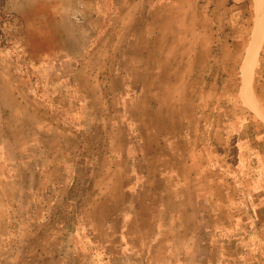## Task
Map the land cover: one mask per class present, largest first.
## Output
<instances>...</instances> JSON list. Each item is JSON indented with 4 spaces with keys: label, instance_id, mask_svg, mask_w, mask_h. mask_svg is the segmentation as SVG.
I'll return each mask as SVG.
<instances>
[{
    "label": "rangeland",
    "instance_id": "rangeland-1",
    "mask_svg": "<svg viewBox=\"0 0 264 264\" xmlns=\"http://www.w3.org/2000/svg\"><path fill=\"white\" fill-rule=\"evenodd\" d=\"M5 2L0 0V52L7 63L1 66L0 72L13 76L11 82L21 100H33L53 115L65 134L77 137L71 169H67L71 192L66 205L57 209L56 206L49 209L52 196L43 191L27 192L37 180L29 173L30 168H25L30 167L26 159L29 153L23 148H17L16 154L11 152L15 157L14 169L9 168V177L4 173L7 171H0V185L4 187L0 200L7 199L9 187L10 198L31 203L32 218L16 224L17 239L10 241V247L15 251L28 248L32 261L37 260L41 251L46 254L57 251L58 260L63 264H88L89 260L81 257L84 251L79 250L86 246L76 244L74 234L95 230L94 226L102 231L105 224L96 223L105 217V206L113 205L114 220L120 216L123 202L130 199L129 203L137 201L139 206L129 207L123 221L127 219L128 222L138 214L139 224L118 223L112 227L117 231L132 228L144 236L142 240H123L124 248H137L141 256L138 261L129 257L121 262L171 264L173 258L180 263L185 259L203 263L207 257L209 264H264V42L252 77L253 103L244 94L243 73L258 29L257 0L183 1L184 9L174 24L179 35L177 42L183 38L184 27L186 31L191 29L190 38L196 39L198 16L202 18L206 14L210 26L220 19V36H224L228 45H234L230 57L225 55L220 59L215 58V53L211 57L205 55L214 58L213 63L206 66L194 60L171 63V57L156 62L157 43V48H152L155 57L149 54L159 29L142 22L131 32L121 31L119 0L112 1L110 18L96 13L103 9L95 8L93 0H64L63 45L43 57L44 48H39V53L35 54L20 46L19 19L5 12ZM142 9L147 13L145 20L148 22L151 9L148 4ZM217 13L219 16L215 19ZM188 15L191 17L187 19ZM41 19L44 20V14ZM126 21L128 18L124 25ZM193 48L171 49L170 46L168 49L170 53L175 50L177 55L182 56L183 52L194 59ZM173 58L183 59L184 56ZM231 59L234 61L229 62ZM207 83L210 87L213 85L216 92L212 97L202 94ZM186 84L192 93V110L183 128L181 121H177L180 112L171 111V102H180L171 96V86L178 92L187 88ZM122 120L131 127V134L138 136V127L143 125L145 131L169 137L171 159L163 152L153 161L134 159L136 156L122 160ZM171 121L175 126L171 127ZM148 140L156 142L152 138ZM158 147L150 143L144 147V152L151 154L155 152L153 148ZM128 151L132 152L130 146ZM170 160L172 168L180 160H197L201 165V180L197 176L196 182L187 185L191 193L185 191L183 185L175 188L177 195L184 199L200 197L209 201L206 224L188 220L186 225L176 226V229L188 227L187 235L196 236L195 239H172L169 233L173 228L171 217L163 218L162 209L156 207L157 202H152L160 198L171 200L163 192L171 183L166 169ZM142 171L153 173L152 180L140 175ZM200 181L202 183H197ZM45 185L48 187L49 183ZM129 186L131 192L127 191ZM211 201H215L216 206L211 205ZM83 216L91 217L85 220L88 227H85ZM44 218L46 223H43ZM106 220H110L109 217ZM90 221L95 225L89 224ZM153 225L166 232L165 239H158V232H151ZM22 232L33 236L30 240H22ZM185 232L181 230L179 235ZM174 250L177 255L173 257ZM49 260L54 263L55 257ZM0 263L14 262L11 257L0 254Z\"/></svg>",
    "mask_w": 264,
    "mask_h": 264
},
{
    "label": "crops",
    "instance_id": "crops-1",
    "mask_svg": "<svg viewBox=\"0 0 264 264\" xmlns=\"http://www.w3.org/2000/svg\"><path fill=\"white\" fill-rule=\"evenodd\" d=\"M112 1L113 0H93L95 8L102 7L103 9L102 12L96 11V13L110 18L112 15ZM183 1L184 0H119L120 5L117 11L122 18L121 20H123L120 23V30L127 33L131 32L135 26L137 29L142 22L144 24L149 23L159 29V31L157 30V35L153 40L155 43L151 45L149 54V56L155 57L152 48H157V45H155L157 43L158 56L155 58V61L158 63H161L165 58L168 59L171 57V63H175L177 60L185 63H188V60H194L195 63L199 62L201 66H206L208 65L207 63H213L214 58L209 59L212 56V53H215V58L220 59H224L225 55H228L229 57L232 56L234 45H228L225 43L224 36H220L219 34L221 33L219 29L221 24L218 23L220 22V19H216V17L219 16V13L214 17L216 23H212L211 26L208 21V15L204 14L201 18L199 14L198 37L196 39L193 38L194 40H192L190 38V34H192L191 29L186 31L187 27H184L185 32L182 33L183 38L180 40L181 42H177L179 35L175 32L174 24L176 22V17L180 16L182 14L181 11L184 9ZM144 4H148V7L151 9L148 10V17H150V19L148 18V22L145 20L147 13H143L142 9ZM151 5L153 6L151 7ZM181 5L183 8H181ZM3 8L5 12L13 14L19 19L21 47L24 46L25 49H29V51L35 54L39 53V48H44L45 52H41L43 57L61 49L63 45L62 17L64 13V0H6ZM42 14H44V20L41 19ZM189 17L191 16L188 15L187 19ZM127 18L128 21H126V25H124V20H127ZM185 34L187 35L184 36ZM15 40L16 42L19 41V39ZM170 46L171 49H191V47H194L195 57L194 59H191L193 58L192 56H185L183 52L180 53L179 51L184 58L174 59L173 57L182 58V56L177 55L175 50H171L170 53V50L168 49ZM205 55H209L210 57L208 58ZM5 60L3 52H0V69L3 64L7 63ZM232 61L234 60L231 59L229 62ZM216 62H218V59H216ZM12 78L13 76L10 73L7 72L6 74L5 72H0V171L1 169L7 171L4 173H7L9 177V168L12 167V170L14 169L13 159L15 158L11 152H15L16 154L17 148L19 150L23 148L25 153H29V156L26 159L29 161L27 163L30 167L25 166V168H30L29 173L34 176L35 180L37 179L35 184H31V186L28 187L27 192L43 191L45 195L48 194L50 197L52 196L49 203H53H48L50 210H52L54 206H56V209L61 208V206L64 207L71 192V179L67 176V169H71V155L74 151V144L76 143L77 137H75L74 134H65L62 128L57 124L56 120H53V115L49 112L46 113V110L41 108V106L33 100H21V95L17 94L14 84L11 82ZM175 85L177 86V84ZM186 86L187 88L185 87L178 92H174L171 86V96H175L176 100L180 101L177 103L171 102V111L180 112L177 121H181L183 128L187 126V120L191 118V116H188V113H191L192 110L190 99L192 93L189 91V85L186 84ZM206 87L205 90L203 89L202 94L206 97L214 96L216 92L213 85L210 87L207 83ZM178 97L183 98L179 99ZM207 99L205 98V100ZM121 122L123 125L120 127L124 132V148L120 151L122 153V160L133 159V157L136 156L134 159L141 161H148L150 159L153 161L158 158V154L163 152H165L167 157L170 156L171 159V141H169V137L162 138L156 131H145L142 129L144 128L143 125H139L137 136L131 134L132 131L129 130L131 129L129 125H126L123 120ZM171 124V127L175 126V122L171 121ZM149 138L155 139L156 142L149 141ZM133 139H135V141ZM129 140H132V142ZM150 143L160 147L153 148L155 152L148 154L147 152H144V147ZM129 146L132 150L130 154L128 151ZM166 165L167 173H170L168 180L171 183L166 186L163 192L169 195L171 200L160 198L158 200H152V202H157L156 207L162 209L161 212L164 215L163 218L166 216L171 217L173 228L171 227L169 233H171L172 239H195L197 238L196 236L193 237L189 234L187 235L190 230L188 227L180 226V229H176V226L181 224L186 225L188 220H195L194 222L206 224L209 217V201L202 200L200 197L196 200L184 199L177 195L175 188L179 187V185H183V189L188 193H191V188L187 185L188 183L191 184L193 181L196 182L194 178L197 176V179L201 180V165H199V163L197 164V160L187 162L180 160L177 165H172L175 166L174 168L171 167L170 160ZM183 167H187L188 169ZM37 169H39L38 172ZM168 169H171V172H169L170 170ZM137 175L138 174L135 175V178ZM140 175L145 177L148 176L150 180H152L153 173L150 174L148 171H142ZM53 181L54 183L52 184ZM47 182L49 183L48 187L45 185ZM131 183L134 184L132 181ZM197 183H202V181ZM130 186L127 188V191L129 192H131ZM152 186L153 184L150 187ZM3 188L4 187H1L0 185V193L3 191ZM179 190L180 189H178V191ZM128 194L130 196V193ZM129 200L123 202V209L120 207V216L114 220L112 214L113 205L105 206L104 209L107 210L105 217L99 218V222L96 223V225L102 223L105 224L102 231H97L98 228L94 226L95 230H86L83 233L78 231L74 234V242L78 245L83 244L86 246L85 249L79 248V250L84 251L81 257L88 259V264H126L121 262V260L129 257L138 261V257L141 256L139 249L124 248L123 240H142L144 235L141 234V231H132V228L126 229L125 231H117L112 227L116 226L118 223L119 225H122L123 223H126L127 225L139 224L141 218L138 214L132 216L128 222L127 219L126 221H123L124 213L128 211L129 207L138 208L139 206L137 201L129 203ZM210 204L216 206L215 201H211ZM31 206L32 205L28 200H16V198H10V188L8 187L7 199L0 200V247H2V249L0 248V254L11 257L14 262L13 264H63V262L58 260L60 256H58L57 251H52L50 254L41 251L37 260L33 259L32 261L29 259L31 256L28 248H18V250L15 251L13 247H10V241L17 239V236L15 235L16 224L26 223L31 220ZM107 217H109L110 220L107 221ZM86 219L90 220L91 217L83 216L85 227H88V221L85 222ZM43 221H45L43 223H46L47 219L44 218ZM91 222L95 225L94 221H90L89 224H92ZM157 223H159V221L156 222V224ZM181 230H183V232L186 231V235L184 233L180 236L179 233ZM151 232H158V239L166 238V232L161 231L160 227L154 226V231L151 230ZM32 236L33 235L30 233L22 232L20 238L26 241L28 239L30 240ZM114 240H119L121 242L112 243ZM158 251L159 250H157V252ZM54 253L55 255L53 256L55 257V261L52 263L49 260V257H53L52 254ZM80 253L81 251H79V256ZM176 255L175 250L173 253L171 252V256L174 257ZM179 255L183 256L182 253H179ZM175 260L171 258V264H209L207 257L203 263H194L192 259H188L189 261L185 259L184 263H180L179 260L176 262L177 260Z\"/></svg>",
    "mask_w": 264,
    "mask_h": 264
},
{
    "label": "bare ground",
    "instance_id": "bare-ground-1",
    "mask_svg": "<svg viewBox=\"0 0 264 264\" xmlns=\"http://www.w3.org/2000/svg\"><path fill=\"white\" fill-rule=\"evenodd\" d=\"M257 24L258 29L255 33V37L251 44L247 59L245 61V65L243 68L244 79H245V95L247 99L253 103V94H252V77L255 66L258 61V57L263 46L264 42V0H257ZM257 27V26H256Z\"/></svg>",
    "mask_w": 264,
    "mask_h": 264
},
{
    "label": "trees",
    "instance_id": "trees-1",
    "mask_svg": "<svg viewBox=\"0 0 264 264\" xmlns=\"http://www.w3.org/2000/svg\"><path fill=\"white\" fill-rule=\"evenodd\" d=\"M5 1V0H4Z\"/></svg>",
    "mask_w": 264,
    "mask_h": 264
}]
</instances>
